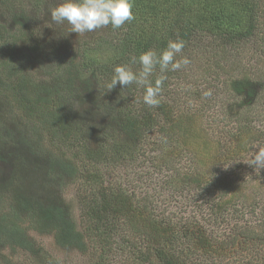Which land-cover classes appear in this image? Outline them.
Here are the masks:
<instances>
[{
    "label": "trees",
    "instance_id": "obj_1",
    "mask_svg": "<svg viewBox=\"0 0 264 264\" xmlns=\"http://www.w3.org/2000/svg\"><path fill=\"white\" fill-rule=\"evenodd\" d=\"M11 1L17 0H0L4 18L3 23L0 22V52L5 56L4 53L14 50L20 41L27 44L29 53L11 64H7L13 61L11 56L0 61V96H5L1 103L7 105V110L18 109L23 114L27 137L5 132L0 121V161L5 160L1 151L3 141L22 143L12 154L14 172L9 177H0V264H11L3 250L6 247L33 251L35 244L29 230L45 233L51 228L61 246L84 251L89 245H97L102 255L115 235L125 238L126 231L134 235L142 232L145 239L140 244L129 239H124L123 243L135 253L133 259L138 260L137 264H187L175 250L177 235L171 224L162 223L155 216L152 220L150 214L134 206L122 190L95 184L98 177L94 174L87 176L80 199L85 226L83 232L79 231L61 192L66 183L79 178L80 173L73 160L60 149L76 139L86 156H92L91 141L86 136L81 137L85 129L75 110V102L84 100L86 93L97 108L107 111L119 125L122 150H135L143 134L157 126L166 137L162 135L160 143L155 141L157 148H162L164 142L173 143L188 137L192 116L175 112V106L162 96L159 106L152 107L145 103L132 104L131 100L137 101L135 84L125 88L117 84L108 91L107 84L115 66L127 64L139 71L141 66L138 62L132 63V57L149 49L159 53L170 40L180 38L185 41L183 56L190 61H200L205 56V64L215 62L218 70L224 72L226 63L220 62L218 56L226 49L241 50L250 41L259 40L257 43L264 52V0H133L135 19L116 29L108 25L107 30L116 33L110 40L99 38L94 48L92 43L77 42L73 46L69 39L73 32L69 33L71 26L67 24L56 29L57 42L44 44H50L47 49L36 36L27 32V11L16 9ZM35 1V8L48 5L42 0ZM26 33L29 37H25ZM107 42L111 44V51L118 54L110 63L114 64L110 71L102 65L109 64L107 60L95 50L98 47L103 53L108 52L102 50V44ZM45 57L47 70L40 72L42 77L38 79L29 72L30 65L43 64ZM158 71L157 67L153 74L159 76ZM243 77L239 71L233 76L230 87L237 94L244 92L251 96L253 82L247 77L241 80ZM250 130L247 122L237 129L235 137L241 138ZM237 144L240 145L238 141ZM33 183L31 190L29 185Z\"/></svg>",
    "mask_w": 264,
    "mask_h": 264
},
{
    "label": "rangeland",
    "instance_id": "obj_2",
    "mask_svg": "<svg viewBox=\"0 0 264 264\" xmlns=\"http://www.w3.org/2000/svg\"><path fill=\"white\" fill-rule=\"evenodd\" d=\"M35 2L11 1L16 9L27 11V32L36 36L47 49L50 44L45 43L59 39L56 29L68 23L56 24L51 20L50 10L61 0H42L48 4L45 8L43 5L33 7ZM1 12L0 7L3 23ZM28 33L25 37H29ZM115 35L102 27L83 34L73 32L69 39L73 46L77 42L92 43L94 48L99 38L110 40L109 37ZM258 41H250L241 50L226 49L218 56L220 62L226 63L224 72L218 70L215 62L205 64V56L179 70L166 72L160 96L175 106V112L188 114L193 120L188 124V137L173 143L164 142L162 148L154 144L155 141L160 143L164 136L157 126L143 134L135 150H122L119 125L112 121L111 115L97 108L88 93L80 103L75 102L77 119L85 129L81 137L86 136L91 141L92 156H86L76 139L61 147V152L73 160L80 173L79 178L66 183L61 195L79 231L83 232L85 226L80 199L87 176L94 174L98 177L95 184L122 190L134 206L145 209L152 220L155 216L160 222L171 224L177 235L175 250L187 264H264V168L247 163L258 148L264 147V52ZM110 46V42L102 44V50H108L105 53L95 47L109 63L102 64L109 71L114 67L110 63L118 58ZM26 53H29L27 44L18 41L14 50L6 51L5 56L0 52V61L11 56L13 61L7 63L11 64ZM208 54L210 57L211 53ZM47 61L45 57L43 64H29V72L40 79V72L47 70ZM239 71L253 82L251 96L244 92L237 94L230 87L233 76ZM157 77L158 74H153L150 80L154 82ZM244 77L241 80L246 79ZM206 90H211L210 97L196 95ZM136 91L137 101L131 100L132 104L144 103V86H137ZM101 98L106 96L101 95ZM2 100L5 101V96H0L2 128L5 132L22 135L21 138L27 137L23 114L18 109L7 110ZM247 122L251 125L250 133L235 137L237 129ZM19 145L21 148V141L10 139L1 144L5 160L0 161V177H9L14 172L12 154L18 151ZM33 186L34 183L29 188L32 190ZM53 230L28 231L35 244L33 251L4 248L10 263L137 264L138 260L133 259L135 253L123 243L129 239L140 244L145 239L142 232L134 235L126 231L125 238L117 234L102 255L97 245H89L84 251L61 246Z\"/></svg>",
    "mask_w": 264,
    "mask_h": 264
},
{
    "label": "clouds",
    "instance_id": "obj_3",
    "mask_svg": "<svg viewBox=\"0 0 264 264\" xmlns=\"http://www.w3.org/2000/svg\"><path fill=\"white\" fill-rule=\"evenodd\" d=\"M50 15L54 23L67 22L71 26L69 32L77 34L93 32L108 25L114 29L120 28L126 22L135 19L133 0H61L59 4L51 8ZM184 46L185 41L177 38L170 40L167 47L159 53L149 49L140 53L138 57H132V63L140 64L139 71H134L127 64L115 66L114 74L107 84L108 91L115 88L117 84L124 88L132 84L144 86V103L152 107L159 106L166 72L176 71L190 64V59L186 56L177 59ZM157 67L160 75L152 82L150 77ZM211 95V90L202 93L203 98ZM247 163L250 166L264 168V147L258 148Z\"/></svg>",
    "mask_w": 264,
    "mask_h": 264
}]
</instances>
